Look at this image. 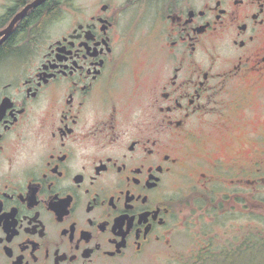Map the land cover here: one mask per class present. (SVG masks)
I'll return each mask as SVG.
<instances>
[{
  "label": "flooded vegetation",
  "instance_id": "obj_1",
  "mask_svg": "<svg viewBox=\"0 0 264 264\" xmlns=\"http://www.w3.org/2000/svg\"><path fill=\"white\" fill-rule=\"evenodd\" d=\"M33 1L0 0V264L168 263L264 208V0H45L6 35Z\"/></svg>",
  "mask_w": 264,
  "mask_h": 264
},
{
  "label": "rangeland",
  "instance_id": "obj_2",
  "mask_svg": "<svg viewBox=\"0 0 264 264\" xmlns=\"http://www.w3.org/2000/svg\"><path fill=\"white\" fill-rule=\"evenodd\" d=\"M260 200V198L254 199V204L260 205ZM250 218L249 220L246 216L234 214L228 223H224L225 218L222 217L220 221L222 225L220 227V239L215 242L212 249L206 245H201L199 241L197 243H193L191 240L176 241L175 249L168 252V263L164 260H158L153 264H206L207 262H211L210 264H224L220 261H212L206 253H220L222 248H228L232 241H235L236 244H240L245 233L249 234L250 237L256 236V239L259 238L258 236L264 235V208L255 209ZM246 222L251 223V225L247 223L245 227ZM256 249L257 250H249L234 263L225 264H264V250L260 248Z\"/></svg>",
  "mask_w": 264,
  "mask_h": 264
},
{
  "label": "trees",
  "instance_id": "obj_3",
  "mask_svg": "<svg viewBox=\"0 0 264 264\" xmlns=\"http://www.w3.org/2000/svg\"><path fill=\"white\" fill-rule=\"evenodd\" d=\"M255 237L256 236L250 237L249 235H247L246 238L242 239V242L240 244L231 243L228 248L223 247L220 253L208 252L206 253V255L209 257V259H212V261L214 262L220 261L223 262L224 264L234 263L238 261L237 260L238 258H241L249 250H257L256 248H260L264 250V235L258 236L259 238L257 239ZM210 263L211 262H207L206 264H210Z\"/></svg>",
  "mask_w": 264,
  "mask_h": 264
},
{
  "label": "water",
  "instance_id": "obj_4",
  "mask_svg": "<svg viewBox=\"0 0 264 264\" xmlns=\"http://www.w3.org/2000/svg\"><path fill=\"white\" fill-rule=\"evenodd\" d=\"M43 1L45 0H34L33 2H31L30 4H28L22 11H20L16 17L13 19V21L11 22V24L9 25V27L4 31V33L7 35L9 34V32L12 30L13 26L15 25V23L21 18L23 17L27 11L33 7V6H37L39 4H41Z\"/></svg>",
  "mask_w": 264,
  "mask_h": 264
}]
</instances>
